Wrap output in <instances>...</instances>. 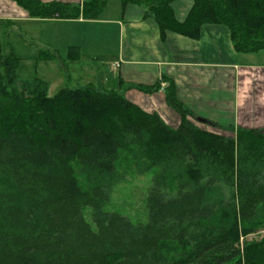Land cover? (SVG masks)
<instances>
[{
    "label": "trees",
    "instance_id": "1",
    "mask_svg": "<svg viewBox=\"0 0 264 264\" xmlns=\"http://www.w3.org/2000/svg\"><path fill=\"white\" fill-rule=\"evenodd\" d=\"M13 1L33 18L95 19L106 4ZM120 1L162 34L196 38L217 23L238 52L264 47V0H194L183 21L174 0ZM19 63L0 53V264H264V235L246 238L264 229V129L199 127L172 82L176 127L116 90L48 95L46 80L17 77ZM149 171L144 215L105 208L118 183Z\"/></svg>",
    "mask_w": 264,
    "mask_h": 264
},
{
    "label": "crops",
    "instance_id": "2",
    "mask_svg": "<svg viewBox=\"0 0 264 264\" xmlns=\"http://www.w3.org/2000/svg\"><path fill=\"white\" fill-rule=\"evenodd\" d=\"M59 1L80 4L83 0ZM193 1L171 3L178 21L185 19ZM145 12L138 4L106 0L95 19L33 18L15 1L0 0V25L20 31V24L52 22V47L60 50V56L67 52L71 59L88 58L94 64L83 86L123 92L172 127L179 124L180 116L166 102L170 82L176 98L207 121L196 117L199 127L225 135L237 128L264 129V47L238 52L229 29L217 23L203 24L196 38L170 30L162 34ZM44 45L50 46L49 42ZM0 53L8 54L1 46ZM153 86L157 88L152 91L140 89ZM209 121L217 126L208 125Z\"/></svg>",
    "mask_w": 264,
    "mask_h": 264
},
{
    "label": "rangeland",
    "instance_id": "3",
    "mask_svg": "<svg viewBox=\"0 0 264 264\" xmlns=\"http://www.w3.org/2000/svg\"><path fill=\"white\" fill-rule=\"evenodd\" d=\"M38 22H30L22 26L20 24V31H14L0 25L2 52L8 53L11 49L20 58L16 70L17 77L26 79L37 76L46 80L48 82V95H53L59 88L65 86L71 88L83 87L84 79H86L92 67H90L91 62L89 59H71L68 57L67 52H65V56H60V50L52 47V22H47V24L42 23V21ZM46 42H49L50 46L44 45ZM41 49L49 52L55 51L57 57L45 59L40 56ZM91 65L94 66V64ZM99 66L101 65L99 64ZM91 75L93 76V74ZM93 84L97 85V82L93 80ZM152 176V171L142 175H128L124 181L114 187L110 202L105 205V208L118 211L133 219L144 215V200L151 185ZM262 235H264V229L249 234L246 238L248 240L258 239Z\"/></svg>",
    "mask_w": 264,
    "mask_h": 264
},
{
    "label": "water",
    "instance_id": "4",
    "mask_svg": "<svg viewBox=\"0 0 264 264\" xmlns=\"http://www.w3.org/2000/svg\"><path fill=\"white\" fill-rule=\"evenodd\" d=\"M197 120L201 121V122H204V123L207 122L204 118H201V117H197Z\"/></svg>",
    "mask_w": 264,
    "mask_h": 264
}]
</instances>
